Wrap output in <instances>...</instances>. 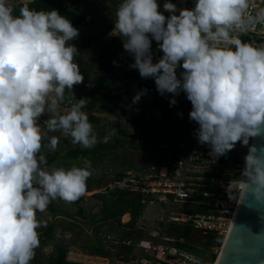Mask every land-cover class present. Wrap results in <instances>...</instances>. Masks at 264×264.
I'll list each match as a JSON object with an SVG mask.
<instances>
[{"label": "clouds", "instance_id": "1", "mask_svg": "<svg viewBox=\"0 0 264 264\" xmlns=\"http://www.w3.org/2000/svg\"><path fill=\"white\" fill-rule=\"evenodd\" d=\"M192 5L164 0L161 11L158 0H121L111 35L123 38L134 59L129 67L152 78L160 96L185 94L192 106L189 120L199 126L198 142L210 145L213 155L223 156L238 142L249 146L246 179L235 183L247 192L250 182L251 195L262 201L264 158L250 141L264 132V44L240 37L264 31V6L255 0H192ZM78 36L56 9L24 4L14 15L10 0H0V264H31L43 226L37 214L57 199L73 203L86 193L91 162L81 158L82 167L47 170L42 150L55 153L60 144L59 136L48 134L59 132L84 149L114 134L100 138L82 111L88 98L75 97L84 76L75 59L78 49L69 42ZM153 42L162 54L158 59ZM147 91L137 93L132 104ZM65 104L70 106L62 109ZM176 104L175 98L169 102Z\"/></svg>", "mask_w": 264, "mask_h": 264}, {"label": "rangeland", "instance_id": "2", "mask_svg": "<svg viewBox=\"0 0 264 264\" xmlns=\"http://www.w3.org/2000/svg\"><path fill=\"white\" fill-rule=\"evenodd\" d=\"M27 1L32 0H10V3L14 6ZM57 1L62 6L71 7L91 19L90 25L78 27L79 33L85 35L105 32L104 37L90 49L80 48V36L69 42L78 49L79 54L75 59L80 68H86L90 78L111 77L120 82L121 73L129 64L128 57H132L131 54L123 48L116 60V65L119 66L115 65L112 74L107 75L99 66V50L113 37L123 46L122 37L111 35L116 19L115 13L121 0H86L78 7L71 6L67 0ZM153 47L157 48L155 42H153ZM131 61L134 63L133 58ZM88 89L90 92H87ZM74 91L95 95L94 89L85 84L75 86ZM139 92L141 90L133 85L122 87L118 92L122 101L113 108L112 114L86 112L99 119L93 127L100 138L114 130V134L106 143L100 142L91 149H84L79 145H74L70 138L62 136L59 132L48 134L49 137L59 136L60 144L55 153L49 152L46 147L42 150V154L48 159L47 170L57 167L67 169L73 164L82 167L81 158L67 157L68 150L81 149L87 151L84 158L91 162L93 174L87 181L88 190L79 200L73 203L55 200L45 212L37 214L43 226L38 229L40 246L36 249L35 258L31 264H48L50 258L56 255V249L59 247L65 250V259L73 263L124 264L119 256L122 241L125 240L127 243L138 237L134 233L130 237L124 236L125 232L130 231L127 226L130 221L128 213L119 217V225L116 224L115 218L108 221L102 219V206L110 200L106 189L109 188L117 174L127 175L145 168L160 146H170L172 143L189 139L193 134V126L196 124L192 122L193 126H191L187 120L192 106L182 93L178 96V102L182 101L183 96L185 97L184 111L181 110L183 103L179 102L174 112L179 109L184 114L183 118L179 124L165 127L160 124L159 112L152 106L148 96L144 95L138 104H132L133 97ZM84 97L89 99L88 96ZM69 106L67 104L61 107L64 109ZM42 119H47V117ZM136 139L138 143L135 142ZM155 217V211L141 215L134 223V231L146 237L147 232L156 226ZM97 250L102 252L104 257L97 256ZM198 252L202 253L197 255L198 257L204 260L210 259L209 251L199 249ZM134 254L139 253L137 251Z\"/></svg>", "mask_w": 264, "mask_h": 264}, {"label": "built area", "instance_id": "3", "mask_svg": "<svg viewBox=\"0 0 264 264\" xmlns=\"http://www.w3.org/2000/svg\"><path fill=\"white\" fill-rule=\"evenodd\" d=\"M158 2L163 11L164 0ZM172 2L178 7L193 6L192 0H187L186 4H181L180 0ZM255 3L264 6V0H255ZM240 38L256 45L264 44V31L258 28L256 32H249ZM184 99L183 96L179 101L183 103L182 111L186 105ZM187 120L191 125L193 121L189 120V116ZM193 128V134L187 141L160 146L165 158L162 163L146 166L141 171L128 173L111 182L110 190L140 196L143 216L149 211H155L156 216V226L147 232L146 237L125 243L132 245L139 254L129 256L127 262L120 255L124 264H192L188 257L197 259L200 264L214 263L211 259L204 260L177 247L174 234L169 233L172 228L189 226L204 235L213 234L217 238L226 235L242 191L235 182L246 179L245 157L249 146L238 142L233 150L216 156L212 154L210 145L198 142L199 126L195 124ZM135 142L139 141L136 139ZM237 192H240L239 196ZM218 249L217 246L211 247L209 254H217Z\"/></svg>", "mask_w": 264, "mask_h": 264}, {"label": "trees", "instance_id": "4", "mask_svg": "<svg viewBox=\"0 0 264 264\" xmlns=\"http://www.w3.org/2000/svg\"><path fill=\"white\" fill-rule=\"evenodd\" d=\"M71 6L78 7L82 5L86 0H67ZM27 4L30 9H35L37 11H51L56 9L60 12L61 15L68 18L75 28L88 26L92 23L91 19L84 14L79 13L77 10L71 7H65L58 3L57 0H32L27 2H20L14 5V15H19V8ZM111 30V29H110ZM105 35V32L100 34H82L79 33L81 38L79 45L81 49H90L95 43L99 42ZM123 50V46L117 42L115 37L111 38L108 43L104 44L99 50V66L101 70L107 74L111 75L114 67L116 65L117 56ZM153 53L155 59H158L161 53L158 52L157 48L153 47ZM132 57H128L130 61L126 68L121 73V81L117 82L111 77H103L96 76L94 78L89 77V71L86 68H80L81 74L84 76L83 84L90 86L94 89L95 95H91L89 93H80L75 92L76 99H80L81 97L88 96L89 102L86 107L82 109L85 112H98L101 114H112V110L114 107L118 106L122 101L121 95L118 93L122 87H128L129 85H133L141 91L147 89V94L152 106L158 110L160 124L165 127H171L179 124L183 118V113L178 109V111L174 112V109L179 105L178 96L173 97L171 94H165L164 96H160L156 90V86L154 80L152 78L144 79L139 75L138 70L131 69L129 65L133 62L131 61ZM115 62V64H114ZM182 95H185L181 92ZM66 95H68L66 90ZM175 98L177 100V104L174 106L169 105L171 99ZM62 105V106H66ZM178 113H182L179 115ZM89 116V122L93 125L96 124L99 119L93 115ZM188 140V139H187ZM185 140V141H187ZM178 143V142H176ZM87 154V151L81 149H70L67 152V157L71 159L84 158ZM165 158L162 155L161 147L157 148V151L154 153L152 160L147 165H154L156 163H162ZM171 160H174V157H171ZM138 172V171H137ZM125 174H117L115 179H121ZM88 190V188H87ZM86 190V191H87ZM106 191L110 195V200L108 203H104L102 206V219L108 221L113 220L115 218L116 224L119 225V217L128 213L130 215V221L127 226L130 231L125 232V237H130L133 233L138 237V239L143 236L136 233L133 229L135 221L140 218L142 215V206L139 204L140 196L132 195L126 191L121 190H110L106 189ZM59 200V199H57ZM46 234V233H45ZM170 235L176 238L175 245L181 249H184L188 252H191L195 255H200L198 250H206L213 246H217L218 248L221 246L223 238H217L213 234H202L200 231L193 229L192 227L185 226L183 228L175 229L172 228ZM182 239V241H180ZM124 240V238H123ZM134 241V240H133ZM131 241V242H133ZM122 250L119 252V256L122 255V260L127 262L129 260V256H133V248L132 245H126L125 240L122 241ZM98 252V250H97ZM100 257H104L102 252H98ZM216 254H211L210 259L212 262L215 261ZM48 264H77L65 259V250L63 248L56 249V255L50 258Z\"/></svg>", "mask_w": 264, "mask_h": 264}, {"label": "water", "instance_id": "5", "mask_svg": "<svg viewBox=\"0 0 264 264\" xmlns=\"http://www.w3.org/2000/svg\"><path fill=\"white\" fill-rule=\"evenodd\" d=\"M87 92H90L88 89ZM256 154L264 158V132L251 140ZM241 191L231 224L213 264H264V200L256 201Z\"/></svg>", "mask_w": 264, "mask_h": 264}]
</instances>
